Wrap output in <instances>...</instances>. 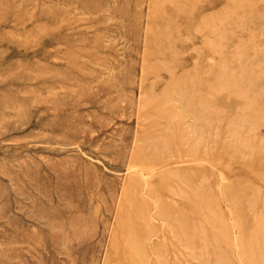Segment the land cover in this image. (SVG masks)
I'll list each match as a JSON object with an SVG mask.
<instances>
[{
  "label": "rangeland",
  "instance_id": "374dc122",
  "mask_svg": "<svg viewBox=\"0 0 264 264\" xmlns=\"http://www.w3.org/2000/svg\"><path fill=\"white\" fill-rule=\"evenodd\" d=\"M201 262L264 264V0H0V264Z\"/></svg>",
  "mask_w": 264,
  "mask_h": 264
},
{
  "label": "bare ground",
  "instance_id": "6f19581e",
  "mask_svg": "<svg viewBox=\"0 0 264 264\" xmlns=\"http://www.w3.org/2000/svg\"><path fill=\"white\" fill-rule=\"evenodd\" d=\"M193 191H194V190H193ZM193 205H194V204H193ZM193 210L196 212V208H195V207L193 208ZM212 214H213V213H212ZM189 215H190V214H189ZM212 216H213V215H212ZM184 217H185V216H184ZM180 218H181V217H180ZM180 220H181V219H180ZM178 221H179V220H178ZM177 245H178V244H177ZM251 249H252V248H251ZM247 250H248V249H247ZM242 251H243V250H242ZM249 251H250V248H249L248 252H249ZM248 252H246V254H247ZM250 252H251V251H250ZM250 252H249V253H250ZM242 254H244V253L242 252ZM247 255L249 256L250 254H247ZM251 255H252V253H251ZM256 255H257V254H256ZM256 255H255V256H256ZM258 255H259V254H258ZM258 255H257V257H258ZM245 256H246V255H245ZM245 256H244V257H245ZM248 256L246 257V259H248L250 262H252V260H250V259H249L250 257L248 258ZM257 257H256V258H257ZM260 257H261V254L259 255V259H260ZM252 259H253V258H252ZM254 259H255V258H254ZM257 259H258V258H257ZM257 259H255V260L257 261ZM259 259H258V260H259ZM244 260H245V258H244ZM204 261H205V260H204ZM249 261L246 260V262H249ZM260 261H261V259H260ZM201 263L203 264V262H201ZM257 263H258V262H257ZM259 263H260V262H259ZM248 264H250V263H248ZM251 264H252V263H251ZM255 264H256V263H255ZM260 264H261V263H260Z\"/></svg>",
  "mask_w": 264,
  "mask_h": 264
}]
</instances>
